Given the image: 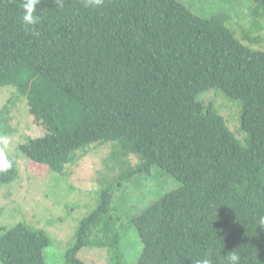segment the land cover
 I'll use <instances>...</instances> for the list:
<instances>
[{
	"label": "trees",
	"instance_id": "1",
	"mask_svg": "<svg viewBox=\"0 0 264 264\" xmlns=\"http://www.w3.org/2000/svg\"><path fill=\"white\" fill-rule=\"evenodd\" d=\"M264 11V0H255ZM21 0H0V89L13 87L47 134L19 146L64 173L93 147L121 148L120 173L102 182L98 206L77 229L67 264L83 248L125 264L111 214L113 187L161 168L181 185L132 220L144 250L137 264H264V51L241 42L223 13L202 17L180 0H40L35 34ZM243 103L242 144L200 95ZM138 162L131 164L130 157ZM0 188L19 176L17 160ZM0 236L2 264H45L52 238L20 222Z\"/></svg>",
	"mask_w": 264,
	"mask_h": 264
},
{
	"label": "rangeland",
	"instance_id": "2",
	"mask_svg": "<svg viewBox=\"0 0 264 264\" xmlns=\"http://www.w3.org/2000/svg\"><path fill=\"white\" fill-rule=\"evenodd\" d=\"M195 14L210 17L223 13L227 27L243 44L264 51V11H256L255 0H180ZM199 100L206 106L213 104L224 117L230 131L245 144L242 131L243 103L227 97L222 91L203 92ZM47 134L30 114L26 98L13 87L0 89V136L10 140L5 149L7 159H16L18 178L0 188V236L20 222L45 230L52 243L45 250V264H67L66 255L76 242L77 229L84 218L98 206L102 182L113 180L120 173L117 160L121 148L105 143L88 149V154L70 164L64 173L52 171L19 151L29 137ZM2 147V145H0ZM119 158V159H118ZM134 165L138 159L130 157ZM113 187L111 214L123 238L119 250L125 264H137L144 245L132 220L147 207L178 189L181 183L161 168L150 174H136ZM85 264H111L109 251L83 248L78 254ZM0 264L1 261H0Z\"/></svg>",
	"mask_w": 264,
	"mask_h": 264
},
{
	"label": "clouds",
	"instance_id": "3",
	"mask_svg": "<svg viewBox=\"0 0 264 264\" xmlns=\"http://www.w3.org/2000/svg\"><path fill=\"white\" fill-rule=\"evenodd\" d=\"M40 0H21L20 7L23 9L21 16V24L25 31H30L35 34L36 26L41 22V17L37 14V5ZM102 3V0H85V7H97ZM10 140L7 136H0V172L7 171L11 168V162L5 155V149L8 148ZM258 223L264 226V215L259 217ZM225 264H240L241 257L236 251L229 252L225 255ZM195 264H211L208 256L199 259Z\"/></svg>",
	"mask_w": 264,
	"mask_h": 264
}]
</instances>
